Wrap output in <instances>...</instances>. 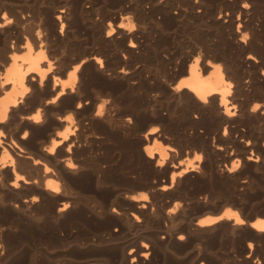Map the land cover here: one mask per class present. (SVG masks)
I'll return each instance as SVG.
<instances>
[{
  "label": "bare ground",
  "instance_id": "6f19581e",
  "mask_svg": "<svg viewBox=\"0 0 264 264\" xmlns=\"http://www.w3.org/2000/svg\"><path fill=\"white\" fill-rule=\"evenodd\" d=\"M0 264H264V0H0Z\"/></svg>",
  "mask_w": 264,
  "mask_h": 264
},
{
  "label": "rangeland",
  "instance_id": "374dc122",
  "mask_svg": "<svg viewBox=\"0 0 264 264\" xmlns=\"http://www.w3.org/2000/svg\"><path fill=\"white\" fill-rule=\"evenodd\" d=\"M257 190H259V191H257ZM261 190L260 189H256V190L252 189V190L247 191V195L244 196V202L246 204H243V206L248 209L252 206V204H256L259 201V199H256V198L259 197L258 195L261 192ZM210 192H212L213 194H223L224 190H222L219 187H216L214 189L210 188ZM203 195H204V192L201 194V196H203Z\"/></svg>",
  "mask_w": 264,
  "mask_h": 264
}]
</instances>
